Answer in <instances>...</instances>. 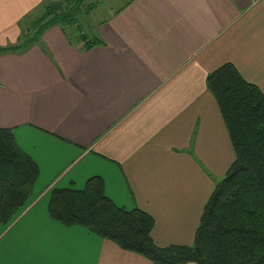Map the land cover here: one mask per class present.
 <instances>
[{
	"label": "crops",
	"instance_id": "obj_1",
	"mask_svg": "<svg viewBox=\"0 0 264 264\" xmlns=\"http://www.w3.org/2000/svg\"><path fill=\"white\" fill-rule=\"evenodd\" d=\"M53 1L0 0V126L39 167L0 226V264H152L52 219L51 191L100 176L117 205L154 218L159 247L191 245L235 160L207 78L231 63L264 93V0H89L103 11L83 34L104 44L55 23L17 49Z\"/></svg>",
	"mask_w": 264,
	"mask_h": 264
},
{
	"label": "trees",
	"instance_id": "obj_2",
	"mask_svg": "<svg viewBox=\"0 0 264 264\" xmlns=\"http://www.w3.org/2000/svg\"><path fill=\"white\" fill-rule=\"evenodd\" d=\"M75 1L80 9L83 0ZM56 9L57 4L48 3L16 48L37 40L52 24L77 23L69 9ZM76 30L88 50L104 44ZM207 84L226 123L235 160L209 196L191 245L159 247L152 237L154 218L139 207L117 205L100 176L90 177L81 189L53 188L51 218L66 227L82 226L152 264H264V93L231 63L210 73ZM38 176V164L17 143L13 129L0 126V226L12 223L26 205Z\"/></svg>",
	"mask_w": 264,
	"mask_h": 264
},
{
	"label": "rangeland",
	"instance_id": "obj_3",
	"mask_svg": "<svg viewBox=\"0 0 264 264\" xmlns=\"http://www.w3.org/2000/svg\"><path fill=\"white\" fill-rule=\"evenodd\" d=\"M54 1H56V4L58 6V9H56L57 12L60 10H66V9H69L72 12L73 15H71L70 18L77 21V23L75 25L71 24L70 29L71 28L77 29V27H78V28H80V30L82 32L89 34L90 37L92 36L91 35L92 30L98 23L97 22L98 21V15L101 14L103 11V10L99 9L101 7H98V12H96L99 14H92V13L86 12V8L88 5L87 3H89V0H84L85 3L84 2L81 3L80 9L77 6L75 0H54ZM29 33H30V30L28 29V30H26L25 35H27Z\"/></svg>",
	"mask_w": 264,
	"mask_h": 264
},
{
	"label": "bare ground",
	"instance_id": "obj_4",
	"mask_svg": "<svg viewBox=\"0 0 264 264\" xmlns=\"http://www.w3.org/2000/svg\"><path fill=\"white\" fill-rule=\"evenodd\" d=\"M255 1V2H254ZM259 1H261V0H258V1H256V0H253V3H257V2H259Z\"/></svg>",
	"mask_w": 264,
	"mask_h": 264
},
{
	"label": "built area",
	"instance_id": "obj_5",
	"mask_svg": "<svg viewBox=\"0 0 264 264\" xmlns=\"http://www.w3.org/2000/svg\"><path fill=\"white\" fill-rule=\"evenodd\" d=\"M253 1V0H252ZM256 1H258V0H256ZM255 2V1H254Z\"/></svg>",
	"mask_w": 264,
	"mask_h": 264
}]
</instances>
